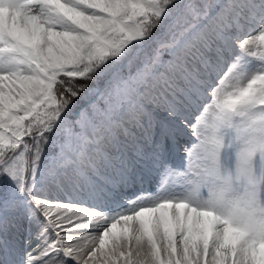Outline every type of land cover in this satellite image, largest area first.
<instances>
[{
    "label": "snow or ice",
    "instance_id": "6c2138e0",
    "mask_svg": "<svg viewBox=\"0 0 264 264\" xmlns=\"http://www.w3.org/2000/svg\"><path fill=\"white\" fill-rule=\"evenodd\" d=\"M0 264H264V0H0Z\"/></svg>",
    "mask_w": 264,
    "mask_h": 264
},
{
    "label": "rangeland",
    "instance_id": "374dc122",
    "mask_svg": "<svg viewBox=\"0 0 264 264\" xmlns=\"http://www.w3.org/2000/svg\"><path fill=\"white\" fill-rule=\"evenodd\" d=\"M186 167V165H185ZM185 170V168H178V172H183ZM183 181V177L180 176V175H173L170 179H169V183L172 184V183H176V184H179ZM158 182V181H157ZM156 182V184H157ZM155 183L152 182L151 184H145V185H149V186H152L154 185ZM158 189L156 188V186L152 189L151 192L149 193H152V194H155V192L157 191Z\"/></svg>",
    "mask_w": 264,
    "mask_h": 264
},
{
    "label": "bare ground",
    "instance_id": "6f19581e",
    "mask_svg": "<svg viewBox=\"0 0 264 264\" xmlns=\"http://www.w3.org/2000/svg\"><path fill=\"white\" fill-rule=\"evenodd\" d=\"M177 163H179V162H177ZM153 182H154L155 184L152 185V186H149V185H143L144 189H145L147 192H151L152 189H153L155 186H156V188L158 189V182H157V180H154ZM156 182H157V184H156Z\"/></svg>",
    "mask_w": 264,
    "mask_h": 264
}]
</instances>
